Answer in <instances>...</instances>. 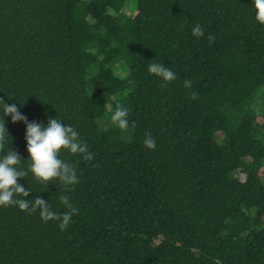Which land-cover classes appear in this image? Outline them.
<instances>
[{
	"label": "trees",
	"instance_id": "trees-1",
	"mask_svg": "<svg viewBox=\"0 0 264 264\" xmlns=\"http://www.w3.org/2000/svg\"><path fill=\"white\" fill-rule=\"evenodd\" d=\"M251 2L0 0V99L71 125L94 153L62 151L74 189L18 181L79 213L60 230L0 207V264H264V23ZM152 60L176 80L162 85ZM117 103L127 130L111 122ZM6 127L26 160L25 125Z\"/></svg>",
	"mask_w": 264,
	"mask_h": 264
},
{
	"label": "clouds",
	"instance_id": "clouds-1",
	"mask_svg": "<svg viewBox=\"0 0 264 264\" xmlns=\"http://www.w3.org/2000/svg\"><path fill=\"white\" fill-rule=\"evenodd\" d=\"M251 8L256 21L264 23V0H252ZM192 35L196 38L205 35L202 27L195 24ZM209 42L214 41V36L207 37ZM147 72L160 79L162 85H167L176 80V73L164 63L154 60L147 63ZM185 88H191L190 80L184 81ZM191 98L196 99L195 93ZM10 117L12 123L22 122L25 125V141L28 158L22 160L20 155L9 148V136L6 127V118ZM111 122L121 130L129 128V109L117 103L111 114ZM7 144V148L5 145ZM143 145L148 150H154L156 140L151 133L146 134ZM62 151L79 154L83 160L92 161L94 153L88 151V145L80 138V133L71 125L65 124L56 118H48L47 124L29 121L24 116L17 103H7L0 99V207L14 206L22 212L29 214L39 212L41 219L47 223L57 222L60 230H65L79 209L70 201L67 195H61L59 200L65 211L58 213L53 210L49 201L37 195L29 199L32 190L19 183L31 176L47 188L51 182H57L65 190L74 189L80 180L75 167L61 158ZM24 162H27L26 166ZM26 181V180H25Z\"/></svg>",
	"mask_w": 264,
	"mask_h": 264
},
{
	"label": "rangeland",
	"instance_id": "rangeland-1",
	"mask_svg": "<svg viewBox=\"0 0 264 264\" xmlns=\"http://www.w3.org/2000/svg\"><path fill=\"white\" fill-rule=\"evenodd\" d=\"M259 97H260V99H259V101H258V104H259V106H258V110L261 111V110L264 109V102H263V100H264V86H263V88L261 89V91H260V93H259L258 98H259Z\"/></svg>",
	"mask_w": 264,
	"mask_h": 264
}]
</instances>
